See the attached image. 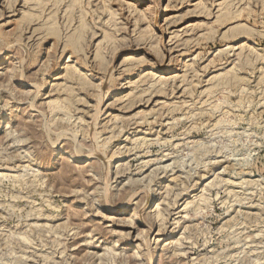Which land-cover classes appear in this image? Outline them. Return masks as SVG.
Returning <instances> with one entry per match:
<instances>
[{
  "label": "rangeland",
  "instance_id": "374dc122",
  "mask_svg": "<svg viewBox=\"0 0 264 264\" xmlns=\"http://www.w3.org/2000/svg\"><path fill=\"white\" fill-rule=\"evenodd\" d=\"M0 264H264V0H0Z\"/></svg>",
  "mask_w": 264,
  "mask_h": 264
},
{
  "label": "bare ground",
  "instance_id": "6f19581e",
  "mask_svg": "<svg viewBox=\"0 0 264 264\" xmlns=\"http://www.w3.org/2000/svg\"><path fill=\"white\" fill-rule=\"evenodd\" d=\"M117 210H118L117 207H114V206H113V207L111 208V211H117Z\"/></svg>",
  "mask_w": 264,
  "mask_h": 264
}]
</instances>
